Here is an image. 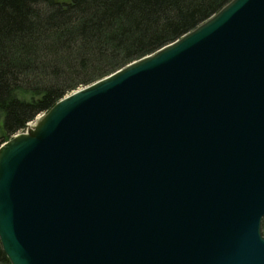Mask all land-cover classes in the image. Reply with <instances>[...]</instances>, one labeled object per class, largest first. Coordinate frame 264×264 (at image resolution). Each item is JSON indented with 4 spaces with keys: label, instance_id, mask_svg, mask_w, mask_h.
<instances>
[{
    "label": "water",
    "instance_id": "obj_1",
    "mask_svg": "<svg viewBox=\"0 0 264 264\" xmlns=\"http://www.w3.org/2000/svg\"><path fill=\"white\" fill-rule=\"evenodd\" d=\"M0 147L12 264H264V0H233Z\"/></svg>",
    "mask_w": 264,
    "mask_h": 264
},
{
    "label": "trees",
    "instance_id": "obj_2",
    "mask_svg": "<svg viewBox=\"0 0 264 264\" xmlns=\"http://www.w3.org/2000/svg\"><path fill=\"white\" fill-rule=\"evenodd\" d=\"M233 0H0V147L72 92L155 54ZM0 264H12L0 240Z\"/></svg>",
    "mask_w": 264,
    "mask_h": 264
},
{
    "label": "bare ground",
    "instance_id": "obj_3",
    "mask_svg": "<svg viewBox=\"0 0 264 264\" xmlns=\"http://www.w3.org/2000/svg\"><path fill=\"white\" fill-rule=\"evenodd\" d=\"M79 90V89H78ZM78 90H76V91H74V92H77ZM73 92V93H74ZM62 100V99H61ZM48 114V113H47ZM44 117H46V116H44ZM44 117H41V118H39L38 119V121H35V122H33L32 124L31 123H29V125L30 126H28V128L26 129V131L25 132H23V133H26V134H28V133H31V132H36V131H38L41 127H42V125H43V119H44ZM20 134V133H19Z\"/></svg>",
    "mask_w": 264,
    "mask_h": 264
},
{
    "label": "rangeland",
    "instance_id": "obj_4",
    "mask_svg": "<svg viewBox=\"0 0 264 264\" xmlns=\"http://www.w3.org/2000/svg\"><path fill=\"white\" fill-rule=\"evenodd\" d=\"M81 89H82V88H81ZM72 93H73V92H72ZM72 93H71V94H72ZM71 94H69V95H71ZM69 95H67V96H69ZM65 97H66V96H65ZM65 97H64V98H65ZM48 112H50V111H48ZM48 112L43 113V114H39V115L35 118V120L31 122V124H32L33 122H35V121H38L39 118L46 116ZM31 124H30V125H31ZM30 125L28 124L27 127H26V129H27L28 126H30ZM26 129L23 130L20 134H22L23 132H25ZM17 135H18V134H17ZM17 135H15V136H17ZM15 136H13V138H15ZM13 138H12V139H13ZM261 233H262V235H263V237H264V219H263V221H262V225H261Z\"/></svg>",
    "mask_w": 264,
    "mask_h": 264
}]
</instances>
